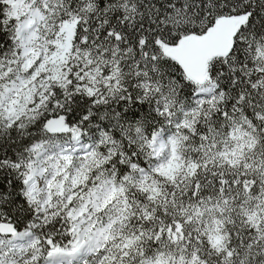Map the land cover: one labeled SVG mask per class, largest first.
<instances>
[{
    "label": "snow or ice",
    "instance_id": "obj_1",
    "mask_svg": "<svg viewBox=\"0 0 264 264\" xmlns=\"http://www.w3.org/2000/svg\"><path fill=\"white\" fill-rule=\"evenodd\" d=\"M0 264H264V0H0Z\"/></svg>",
    "mask_w": 264,
    "mask_h": 264
}]
</instances>
